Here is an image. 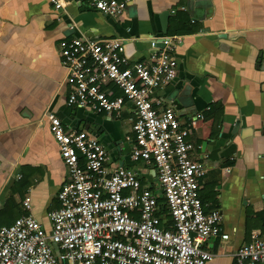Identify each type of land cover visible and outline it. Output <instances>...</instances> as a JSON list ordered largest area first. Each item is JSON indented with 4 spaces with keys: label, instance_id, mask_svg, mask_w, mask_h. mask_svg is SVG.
Listing matches in <instances>:
<instances>
[{
    "label": "crops",
    "instance_id": "1",
    "mask_svg": "<svg viewBox=\"0 0 264 264\" xmlns=\"http://www.w3.org/2000/svg\"><path fill=\"white\" fill-rule=\"evenodd\" d=\"M163 35L181 37L178 77L156 95L182 123L195 120L193 157L208 170L201 200L208 212L223 214L229 235L209 241L215 258L208 264H233L248 214L260 220L255 214L264 213V0H133L118 18L79 1L56 10L48 0H0L1 226L31 214L50 229L49 213L68 179L51 115L68 132L95 136L109 152L110 169L139 171L143 186L160 195L155 167L131 158L129 107L109 118L67 104L58 44L119 39L134 63L148 59L151 40Z\"/></svg>",
    "mask_w": 264,
    "mask_h": 264
},
{
    "label": "built area",
    "instance_id": "2",
    "mask_svg": "<svg viewBox=\"0 0 264 264\" xmlns=\"http://www.w3.org/2000/svg\"><path fill=\"white\" fill-rule=\"evenodd\" d=\"M56 10L85 2L120 17L133 0H48ZM181 37L151 40L148 59L132 63L119 39H64L58 54L66 71L67 104L109 118L129 107L135 115L133 161L155 167L160 195L133 168L108 167L106 147L86 131L68 132L51 115L50 130L67 169L49 213L50 229L31 214L0 225V264H208L213 238L228 240L219 210L200 197L207 168L193 157L195 120L182 123L157 92L178 77ZM115 89L120 94L115 93ZM164 202L160 203L159 199ZM30 210V198L24 200ZM233 264H264V233L254 230Z\"/></svg>",
    "mask_w": 264,
    "mask_h": 264
},
{
    "label": "trees",
    "instance_id": "3",
    "mask_svg": "<svg viewBox=\"0 0 264 264\" xmlns=\"http://www.w3.org/2000/svg\"><path fill=\"white\" fill-rule=\"evenodd\" d=\"M119 95V94H117ZM201 197V196H200ZM159 202L160 203H163L164 202V199L163 198H160L159 199ZM205 211L208 213V211L205 209ZM251 216L248 214L247 216V221H246V236H245V243H248L250 241V238H251V233L254 229V227L256 226V223L259 222L261 225H260V230L264 233V213L261 212V213H257L255 214L254 217L260 219V220H255V219H252L250 218Z\"/></svg>",
    "mask_w": 264,
    "mask_h": 264
},
{
    "label": "rangeland",
    "instance_id": "4",
    "mask_svg": "<svg viewBox=\"0 0 264 264\" xmlns=\"http://www.w3.org/2000/svg\"><path fill=\"white\" fill-rule=\"evenodd\" d=\"M154 186H155V188H156V190H158L159 189V184H158V181L156 180V181H154ZM160 190V189H159Z\"/></svg>",
    "mask_w": 264,
    "mask_h": 264
},
{
    "label": "water",
    "instance_id": "5",
    "mask_svg": "<svg viewBox=\"0 0 264 264\" xmlns=\"http://www.w3.org/2000/svg\"><path fill=\"white\" fill-rule=\"evenodd\" d=\"M167 16V15H166Z\"/></svg>",
    "mask_w": 264,
    "mask_h": 264
}]
</instances>
